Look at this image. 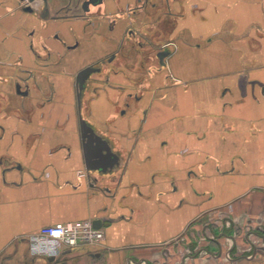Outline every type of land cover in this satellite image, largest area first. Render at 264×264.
I'll return each mask as SVG.
<instances>
[{"label": "crops", "instance_id": "obj_1", "mask_svg": "<svg viewBox=\"0 0 264 264\" xmlns=\"http://www.w3.org/2000/svg\"><path fill=\"white\" fill-rule=\"evenodd\" d=\"M32 5L0 0V264H264V0ZM162 14L177 48L133 83L108 58ZM81 118L119 156L109 174L87 168ZM86 219L101 244L30 254Z\"/></svg>", "mask_w": 264, "mask_h": 264}, {"label": "built area", "instance_id": "obj_2", "mask_svg": "<svg viewBox=\"0 0 264 264\" xmlns=\"http://www.w3.org/2000/svg\"><path fill=\"white\" fill-rule=\"evenodd\" d=\"M33 2L21 0L23 6L31 8H34ZM168 45L177 48L174 42ZM104 239V230L96 227L90 219L46 225L27 237L30 254L33 257L43 258H58L65 250L76 248L79 245L101 244Z\"/></svg>", "mask_w": 264, "mask_h": 264}, {"label": "water", "instance_id": "obj_3", "mask_svg": "<svg viewBox=\"0 0 264 264\" xmlns=\"http://www.w3.org/2000/svg\"><path fill=\"white\" fill-rule=\"evenodd\" d=\"M30 1L33 2L35 0ZM44 1L47 2L48 0ZM26 10L32 12L33 8L27 6ZM169 55L170 51H166L164 49H161V51L156 54L162 64L165 63L164 61ZM99 73H102V69L98 66H88L79 72L77 76L79 104L82 103L83 92L86 88L87 81L94 74ZM80 121L87 168L89 170H98L102 174H109L113 169L120 165L119 156L113 152L109 141L104 137L97 135L94 128L84 118H81ZM94 224L96 226V222H94ZM54 260L55 258L53 257L48 258L50 263L54 262Z\"/></svg>", "mask_w": 264, "mask_h": 264}, {"label": "rangeland", "instance_id": "obj_4", "mask_svg": "<svg viewBox=\"0 0 264 264\" xmlns=\"http://www.w3.org/2000/svg\"><path fill=\"white\" fill-rule=\"evenodd\" d=\"M157 13H154L156 15ZM172 20V19H171ZM167 17L163 14L157 23H155L151 28H146L144 31L146 39L149 41L150 46L147 45L141 52L138 53H125L122 52L118 56L116 62L113 63V68L119 71L120 75L125 76L128 80L135 83L136 79L143 77L145 74V69L139 63L140 60H147V62H157L158 58L155 51H160L164 45L163 42L169 38V30L171 28V23H167ZM149 29V32L147 31ZM110 67H104V72L109 71ZM119 75V76H120ZM98 76V74H96ZM140 79V78H139ZM88 112V111H87ZM115 181V180H114Z\"/></svg>", "mask_w": 264, "mask_h": 264}, {"label": "flooded vegetation", "instance_id": "obj_5", "mask_svg": "<svg viewBox=\"0 0 264 264\" xmlns=\"http://www.w3.org/2000/svg\"><path fill=\"white\" fill-rule=\"evenodd\" d=\"M147 31L149 32V29H147ZM138 34L139 33H137L134 29H130L128 31L129 44H130L132 49H129V51H128V49L125 48L124 50H121V53L124 51H125V53H129V52L138 53V52H141V50L144 49L147 45L150 46L149 41L146 39L145 33L140 32V34L139 35ZM164 47H166V48H164ZM172 48H173V46L166 44L163 46L162 49L169 51V49H172ZM173 49H175V48H173ZM160 51H155L156 52L155 54H157ZM119 55L120 54H118V53L112 55L110 58H108L107 62L109 63V62L116 60ZM158 62H159V64H162L159 59H158ZM162 65H164V64H162Z\"/></svg>", "mask_w": 264, "mask_h": 264}]
</instances>
